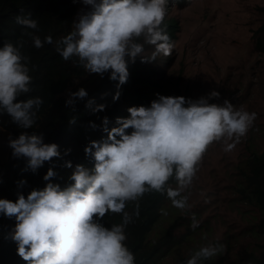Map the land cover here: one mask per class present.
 Returning <instances> with one entry per match:
<instances>
[{
	"label": "clouds",
	"instance_id": "obj_1",
	"mask_svg": "<svg viewBox=\"0 0 264 264\" xmlns=\"http://www.w3.org/2000/svg\"><path fill=\"white\" fill-rule=\"evenodd\" d=\"M81 3L91 10L78 14L72 30L59 40L50 35L41 40L33 32H25L32 46L54 45L64 61L75 57L88 74L103 78L108 73L118 88L127 82L129 62L139 58L142 63H151L172 54L174 44L162 27L168 0ZM16 23L39 30L38 21L30 14L17 16ZM24 44L20 40L0 47V115L9 116L20 129H30L44 101L40 97L18 99L31 91L32 83L30 58L21 51ZM145 45L153 46L150 55H143ZM87 95L84 88L70 92L65 105L74 109ZM157 96L149 107L128 108L127 118H117L118 127L109 130L107 118L103 119L107 138L91 141L84 148L93 166L64 162L65 168L72 169L70 186L61 189L49 182L26 197L17 193L15 202L0 199V214L15 220L9 235L26 264H135V255L125 244V228L133 215L138 217L139 204L131 215L125 211L126 205L146 193L166 192L174 207L188 210L189 198L184 193L196 179L209 146L222 142L225 151L233 150L257 119L255 112L237 109L227 99L222 104L209 103L220 98L215 90L196 100ZM118 98L119 92L113 100ZM85 107L97 112L105 106L88 100ZM69 123H75V118ZM8 146L12 157L26 159L25 170L33 173L53 158H61L58 145L45 143L43 134L21 132L17 138H9ZM56 175L49 167L43 179L50 181ZM173 178L177 188H167ZM25 183L21 180L18 185ZM108 214H122V223L105 227L100 221ZM199 224L193 213L189 227L195 229ZM225 247L219 242L203 246L185 264H201L222 254Z\"/></svg>",
	"mask_w": 264,
	"mask_h": 264
},
{
	"label": "trees",
	"instance_id": "obj_2",
	"mask_svg": "<svg viewBox=\"0 0 264 264\" xmlns=\"http://www.w3.org/2000/svg\"><path fill=\"white\" fill-rule=\"evenodd\" d=\"M187 1L168 0V3L173 2L177 7H184ZM87 8L90 6L83 5L81 0H0V47L6 42L15 45L23 40L25 44L21 49L22 54L30 58L28 67L32 77L31 91L18 99L40 97L44 101L36 114L33 128H18L6 114L0 115V128L6 131L8 140L17 138L24 131L29 134H43L44 142L57 144L61 153V158H53L51 163L46 162L33 173L25 170L26 159L12 157V150L9 148L6 161L0 164V199L15 202L17 193L26 197L32 190H42L49 182L59 184L61 189L70 186L72 169L65 168L64 162L70 161L73 166H93L91 158L85 156L84 148L91 141L107 138V133L103 130L105 117L109 130L118 127L117 118H127L128 108L149 107L150 103L158 98L157 94L164 96L167 93V79L164 75L167 73L168 62L172 60L171 55L165 57L159 68L157 67L160 65V57L151 63H142L139 58L135 62H129L127 82L118 88V82L111 81L108 73H105L103 78L97 74H88L78 65L75 57L64 61L55 51L54 45L45 44L43 48L37 49L32 46L31 37L25 35V32H33L41 40L50 35L57 41L72 30L73 21L77 19L78 14L87 11ZM258 10L261 21L252 36L255 47L264 53V6ZM28 14L38 21V31L24 29L16 23L17 16ZM162 27L173 43L177 32L175 24L163 23ZM153 50V46L145 45L143 55H150ZM80 88L86 90L87 97L78 100L74 109L72 106H66L65 101L69 93ZM117 92L119 98L113 100ZM88 100H94L97 105H104V110L93 112L91 108H86ZM72 118H75V123H69ZM130 131L131 129L128 130ZM261 140V146L249 148L239 167L241 173L236 194L241 202L248 206L245 211L248 213L245 225L242 227L245 237L234 249L229 250L228 255L220 254L202 261L201 264H264V126ZM66 149H70L67 155L64 154ZM49 167H52L57 175L50 181H45L43 176ZM21 180L26 181L22 186L18 185ZM176 185L173 178L168 182L167 188L174 189ZM169 200L166 192H151L146 193L139 201L126 205L125 211L131 215L136 210V204H139L138 217L133 215L132 223L125 228V244L134 253L135 264H156L160 256L176 243L171 231L172 225L155 241L147 240L152 226L160 218L163 205ZM100 222L111 228L122 223V214H108ZM14 225V219L0 214V264H26L17 255V246L9 235ZM246 235L254 241L247 240Z\"/></svg>",
	"mask_w": 264,
	"mask_h": 264
},
{
	"label": "rangeland",
	"instance_id": "obj_3",
	"mask_svg": "<svg viewBox=\"0 0 264 264\" xmlns=\"http://www.w3.org/2000/svg\"><path fill=\"white\" fill-rule=\"evenodd\" d=\"M263 6L264 0H188L184 7L168 3L163 23L175 24L177 32L164 75V96L196 100L215 90L220 98L209 103L227 99L237 109L255 112L257 119L233 150L225 151L222 142L209 146L196 179L184 193L188 210L174 207L171 200L163 205L147 240L155 241L172 225L176 243L156 264L186 262L199 248L216 242L226 246L222 254L228 255L245 237L242 227L248 206L237 196L236 187L249 148L262 144L264 53L255 47L252 33L261 21L258 8ZM159 57L157 68L166 56ZM8 149V135L0 128V164L6 161ZM193 213L200 222L195 229L189 227ZM246 239L250 238L246 235Z\"/></svg>",
	"mask_w": 264,
	"mask_h": 264
}]
</instances>
